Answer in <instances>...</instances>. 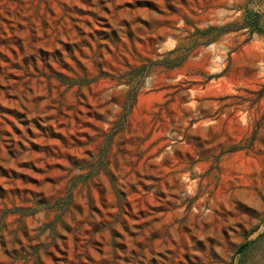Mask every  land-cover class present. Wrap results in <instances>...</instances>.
<instances>
[{"label":"rangeland","instance_id":"rangeland-1","mask_svg":"<svg viewBox=\"0 0 264 264\" xmlns=\"http://www.w3.org/2000/svg\"><path fill=\"white\" fill-rule=\"evenodd\" d=\"M0 264H264V0H0Z\"/></svg>","mask_w":264,"mask_h":264}]
</instances>
